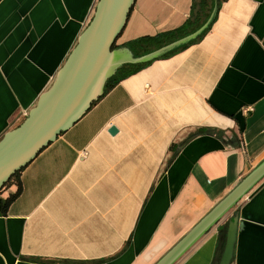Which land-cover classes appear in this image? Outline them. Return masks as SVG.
Returning a JSON list of instances; mask_svg holds the SVG:
<instances>
[{
    "label": "crops",
    "instance_id": "obj_1",
    "mask_svg": "<svg viewBox=\"0 0 264 264\" xmlns=\"http://www.w3.org/2000/svg\"><path fill=\"white\" fill-rule=\"evenodd\" d=\"M97 1L0 0V138L51 85ZM134 2L114 48L168 49L124 64L23 167L6 208L16 185L0 191V264H155L264 161V0ZM231 222L229 264H264V178L174 264H216Z\"/></svg>",
    "mask_w": 264,
    "mask_h": 264
},
{
    "label": "water",
    "instance_id": "obj_2",
    "mask_svg": "<svg viewBox=\"0 0 264 264\" xmlns=\"http://www.w3.org/2000/svg\"><path fill=\"white\" fill-rule=\"evenodd\" d=\"M135 0H98L90 21L77 39L51 85L38 96L25 119L0 138V189L48 144L71 127L104 93L107 80L126 63L151 59L168 48L132 58L114 44ZM112 127L110 133H115ZM262 178L264 161L243 178L155 264H174ZM231 222L216 264H229L235 240Z\"/></svg>",
    "mask_w": 264,
    "mask_h": 264
},
{
    "label": "trees",
    "instance_id": "obj_3",
    "mask_svg": "<svg viewBox=\"0 0 264 264\" xmlns=\"http://www.w3.org/2000/svg\"><path fill=\"white\" fill-rule=\"evenodd\" d=\"M223 1H225V0H216V3H217V5L219 6V4H221ZM209 27L210 26H208L200 35H199V37L197 38V39H199V38H201L202 36H203V34L209 29ZM178 31H180V30H178ZM178 31L176 30L175 32L173 31V32H170V33H168L167 34V36H172V35H175L176 33H178ZM170 53H168V54H165V55H162V57H165V56H167V55H169ZM145 64H147V63H144L143 65H145ZM143 65H141V66H143ZM121 75H123V73H122V68L121 69H119L112 77H110L108 80H107V82H106V84H105V87H104V93L102 94V97L104 96V94L106 93V92H108L112 87H114L118 82H119V80H120V76ZM127 75V74H126ZM100 99V98H99ZM95 103V102H94ZM93 103V104H94ZM92 104V105H93ZM22 169H23V167L20 169V170H18L16 173H14L10 178H9V180L7 181V183H9L8 185H10L11 183H14L15 185H16V190H15V192L14 193H12V194H10L5 200H4V202H3V204H2V207L3 208H6L8 205H9V203H11V201H13L18 195H19V193H20V191H21V185H20V181H19V175H20V173H22L21 171H22ZM7 186H5V185H3V187L0 189V191H2L4 188H6Z\"/></svg>",
    "mask_w": 264,
    "mask_h": 264
},
{
    "label": "rangeland",
    "instance_id": "obj_4",
    "mask_svg": "<svg viewBox=\"0 0 264 264\" xmlns=\"http://www.w3.org/2000/svg\"><path fill=\"white\" fill-rule=\"evenodd\" d=\"M8 184H9V183L5 182V184H4V185H5V186H8Z\"/></svg>",
    "mask_w": 264,
    "mask_h": 264
}]
</instances>
